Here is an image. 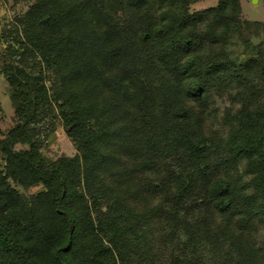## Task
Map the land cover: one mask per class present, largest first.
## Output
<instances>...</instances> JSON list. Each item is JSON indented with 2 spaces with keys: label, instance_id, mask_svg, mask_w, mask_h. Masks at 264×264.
I'll use <instances>...</instances> for the list:
<instances>
[{
  "label": "trees",
  "instance_id": "1",
  "mask_svg": "<svg viewBox=\"0 0 264 264\" xmlns=\"http://www.w3.org/2000/svg\"><path fill=\"white\" fill-rule=\"evenodd\" d=\"M195 1L32 0L1 28L0 264H264V21ZM55 121L74 155L39 151Z\"/></svg>",
  "mask_w": 264,
  "mask_h": 264
},
{
  "label": "rangeland",
  "instance_id": "2",
  "mask_svg": "<svg viewBox=\"0 0 264 264\" xmlns=\"http://www.w3.org/2000/svg\"><path fill=\"white\" fill-rule=\"evenodd\" d=\"M31 2L32 0H0V30L5 24L11 22L15 16L22 14ZM217 2L218 0H196L189 5V10L200 11L215 5ZM239 2L241 6L240 16L242 19L264 21V0H239ZM251 31L255 33L253 30ZM263 34L264 29L262 28L255 33L252 40L254 42L260 41ZM242 55L244 54L242 53ZM1 65L0 61V69ZM214 98H216L215 106L217 111L215 118H213V126L219 128L223 126L221 122L227 116L226 114L234 111L238 106L236 103L233 104L227 95L221 97L215 95ZM15 117V112L9 98V87L2 74H0V135H3L14 124ZM219 129L224 130V127ZM39 131V151L45 156L56 158L59 156H72L76 153L73 141L68 136L66 128L60 122L55 121L54 124L50 125L42 124ZM27 147L28 145L25 143H17L15 145L16 149H25ZM242 169L241 166H238L239 173L242 172ZM16 187L20 192L29 195L40 189L41 185H32L26 188L16 185ZM260 232L263 234L264 228Z\"/></svg>",
  "mask_w": 264,
  "mask_h": 264
}]
</instances>
